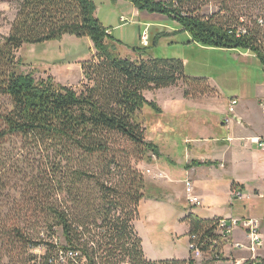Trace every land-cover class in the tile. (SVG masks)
<instances>
[{
    "label": "trees",
    "instance_id": "trees-1",
    "mask_svg": "<svg viewBox=\"0 0 264 264\" xmlns=\"http://www.w3.org/2000/svg\"><path fill=\"white\" fill-rule=\"evenodd\" d=\"M127 1L139 11L177 21L179 29L189 33V41L250 51L264 68V24L259 18L242 26L246 31L238 35L239 25L245 23L225 2L221 13L205 17L198 12L209 0ZM96 9L94 0H23L10 34L0 42V100L9 102L0 109V148L17 137L25 160L36 153L45 162L31 179V193L53 242L42 238L33 245L47 248L44 264H79L82 259L87 264H196L192 256L160 262L145 257L133 220L140 214L141 202L160 189L147 182L134 162H153L149 152L162 156L156 140L147 139L146 134L155 131L156 116L164 117L166 123L178 116L166 118L170 115L157 102L147 100L144 92L183 80L187 86L202 85L205 93L207 78L186 75L182 59L149 56L150 44L141 43L134 57L122 56L121 41L100 21ZM148 28L145 25L141 31L140 41ZM166 34L160 32L153 39L150 35L152 44ZM64 35L89 37L93 43L95 52L82 62L91 84L81 93L52 76L36 79L22 71L21 58L15 53L24 44L38 45ZM191 92L187 89L185 97H191ZM143 113L154 119L144 123L138 118ZM162 118L158 126L176 134L177 129ZM3 161L1 156L0 164ZM199 165L202 162L193 160L187 167ZM218 220L195 213L187 216L188 235L202 251L222 247L216 233ZM58 230L64 244L58 242ZM16 236L25 239L22 233ZM67 251H77L79 256L63 262L61 253Z\"/></svg>",
    "mask_w": 264,
    "mask_h": 264
},
{
    "label": "rangeland",
    "instance_id": "rangeland-1",
    "mask_svg": "<svg viewBox=\"0 0 264 264\" xmlns=\"http://www.w3.org/2000/svg\"><path fill=\"white\" fill-rule=\"evenodd\" d=\"M22 1L0 0V42L10 34ZM94 2L97 17L121 41L119 51L122 56L134 57L135 49L143 47L140 34L145 25H149L148 31L152 39L160 32L168 34L162 35L156 44H152L150 39L148 55L182 59L186 75L205 77L209 85L203 93L202 85L187 86L182 80L175 87L144 92L147 100L157 102L162 109L164 105L167 108L165 111L173 117L178 115L175 119L166 115V118L172 119L169 123L159 116L168 126L177 129L176 134L168 133L162 126H158L161 124L158 116L154 122L155 131L146 134L147 139L156 140L162 156L149 152L153 162H134L144 173L147 182L160 189L141 202L140 214L132 225L135 234L143 239L146 255L150 259H156L150 261L160 262L158 259L186 257L189 254L185 234L190 229L184 234L186 224L183 221H187V216L181 218L190 209L183 205L184 186L181 180L184 175L181 176L180 173L185 174L187 164L193 158L200 156L202 160L198 158L197 161L203 164L197 170L198 181L195 183V187L203 189L205 204L201 205L202 208L199 205L197 208L201 216L214 212L224 216L256 217L264 222V151L246 139L232 144V151L229 153L221 151V146L225 143L222 142L223 138L227 137L229 130L233 133V127L227 129L222 124L227 113L233 124L239 123L236 113L245 111L251 122L250 128L254 132L263 130L264 118L259 100H264V68L258 58L252 52L238 48H217L189 41V33L181 31L177 21L166 15L147 11L138 10L136 13L137 8L130 1ZM223 2L232 9V14L240 16V21L245 23L240 24V27L250 25L254 19L264 18V0H209L198 13L205 17L221 13ZM93 48L89 37L64 35L60 39L38 45L24 44L15 53L21 58L22 71L33 73L36 79L52 76L56 82L81 93L91 84L84 76L82 62L90 59L95 52ZM187 89L192 91L191 97H188L191 99L189 103L184 94ZM233 97H237L239 103L235 113H230L229 102ZM8 104V100L2 98L0 109H6ZM186 111L190 114L194 112L188 122L182 117ZM192 117L195 118L191 119ZM138 118L146 123L148 120L152 121L154 115L143 113L138 114ZM246 123L248 122L244 120L243 124ZM247 133L240 131L238 134ZM183 139H196L189 143L197 145L200 153L191 148L186 149L188 146L185 148ZM238 144L243 148L238 149ZM19 147V139L16 137L0 148L1 156L4 157L0 164V264H44L42 257L46 255L47 248L43 244L33 243H39L42 238L52 243L53 238L43 228L38 216V200H34V193H31V179L37 168L38 171L39 168L41 170L45 162H41L40 154L36 153L29 154L25 160ZM207 161L211 165L205 164ZM232 180L243 183L237 181L231 184ZM230 189L234 195L237 189H241L244 196L232 198L231 202ZM186 202L189 203L187 200ZM68 205L72 203L69 202ZM14 221L20 225H12ZM151 225L156 226L155 231L150 228ZM234 231L237 239L249 243V238L241 228L236 227ZM18 232L25 239L19 236L17 238ZM58 236V242L64 244L61 230H58ZM230 248L231 245L226 250ZM225 260L223 264L229 263L231 259ZM214 261L211 254L198 260L199 264H218Z\"/></svg>",
    "mask_w": 264,
    "mask_h": 264
},
{
    "label": "built area",
    "instance_id": "built-area-1",
    "mask_svg": "<svg viewBox=\"0 0 264 264\" xmlns=\"http://www.w3.org/2000/svg\"><path fill=\"white\" fill-rule=\"evenodd\" d=\"M259 23L264 24V19L259 18ZM246 29L244 27L239 28V33L245 32ZM142 34H148V44H150V34L148 29H146ZM229 112L235 113V107L238 104L237 98H232L229 102ZM247 141H250L251 144L257 145L262 151H264V133L260 136H250L246 138ZM186 192L189 194L188 201L193 203L194 205H200V200L193 196L194 195V187L192 184V180L190 178L185 179ZM235 196L241 198L242 194L240 192H236ZM236 227L241 228L244 233L249 238V243H243V241H235L232 237V234ZM216 233L220 235V239L223 243L221 248H218L217 251H202L199 246L195 243V241L191 240L189 237V252L190 255L196 260V257H202L205 255H212V260L214 263L223 264L225 259V248L231 247L234 250H245L247 252L246 255H242L239 259H231L228 264H264V222L256 217H248V218H234V217H221L217 222ZM219 240L216 242L218 243ZM250 253V254H248ZM79 256L77 251H67L61 253L60 260L65 262L68 258H75ZM232 256V253L230 254ZM79 264H87L84 259L79 262ZM123 264H130L129 262ZM197 264V263H196Z\"/></svg>",
    "mask_w": 264,
    "mask_h": 264
},
{
    "label": "crops",
    "instance_id": "crops-1",
    "mask_svg": "<svg viewBox=\"0 0 264 264\" xmlns=\"http://www.w3.org/2000/svg\"><path fill=\"white\" fill-rule=\"evenodd\" d=\"M135 12L136 13H138V9H135ZM109 32H111V30H109ZM196 77H199V76H196ZM209 80V79H208ZM211 82V81H210ZM212 83V82H211ZM213 84V83H212ZM171 87V86H170ZM172 87H175V86H172ZM167 88V87H166ZM159 90H161V89H159ZM219 91V90H218ZM233 98H237V97H233ZM167 99V98H166ZM238 99V98H237ZM186 100L188 101V103L189 102H191L190 100L191 99H188V98H186ZM194 100H196L197 101V99H194ZM185 103H186V101H185ZM238 103H239V100H238ZM259 103L262 105V113H263V118H264V100L263 99H261V100H259ZM259 104V105H260ZM163 105V104H162ZM168 105V104H167ZM171 105H173V104H171ZM238 105V104H237ZM199 106H201V105H199ZM163 110H164V112L165 113H167L165 110H167V108L163 105ZM235 110H236V107H235ZM195 112H197V111H195ZM194 113V112H193ZM168 114V113H167ZM184 115H182V117L183 116H185L186 117V121L188 122L189 120H190V115H192V114H190L189 112H184L183 113ZM228 114V113H227ZM226 114V116L224 117V119H225V121H224V124L223 125H225L226 126V128L227 129H230L231 127H233V133H231V130H229V134H227V137H224L223 138V141L222 142H224L225 141V143L221 146L222 147V149H221V151L223 152V153H226V152H230V151H232V144H234V143H239V141H241V140H245L247 137H250V136H260V135H262L263 133H264V119H263V130L261 129L259 132H254L253 131V129H251L250 128V124H251V122L249 121V117H248V114L244 111H239V113H236V117L238 118V120L237 121H239V123L238 122H234L233 124H231V122H233L232 121V119L228 116ZM170 116H172L171 114H169ZM228 116V117H227ZM193 118H195V117H192L191 119H193ZM171 119V118H170ZM198 119V118H197ZM244 120H246L248 123H246V125L245 124H243V121ZM201 121V120H200ZM240 131H242V133L243 132H246L247 133V131H249V133H247V134H238ZM246 135V136H245ZM195 140L196 139H185L184 140V145H185V148H186V146H188L186 149H188V148H191V149H193V150H195V151H197L198 153H200V151L198 150L199 149V147L197 146V145H195L193 142H195ZM190 141H193L192 143H189ZM227 142V143H226ZM250 142V141H249ZM250 144H251V142H250ZM180 145V144H179ZM225 145V146H224ZM243 146H245V145H243ZM184 148V149H185ZM237 148L238 149H240V148H243V147H241V145H239L238 144V146H237ZM183 149V150H184ZM199 158V160H202L201 159V157L199 156L198 157ZM198 158H193L192 160H198ZM219 160V159H218ZM217 160V161H218ZM192 162V161H191ZM223 164V163H222ZM222 164H220V165H222ZM203 165V164H202ZM202 165H199V166H192V167H190V168H188L187 170H185L184 172H185V174L182 172V173H180L181 174V176L182 175H184L183 176V178H182V180H181V182H182V184H183V188H184V192H183V198H184V203H183V205H185V208H188V209H190V210H187V213L181 218V219H184L186 216H188L189 214H191V213H195V214H198L199 216H201V214H200V212L198 211V205H194L193 203H191V202H189L188 201V197H189V194L186 192V186H185V179H187V178H190L191 180H192V182L194 183L193 184V187H194V195L193 196H195V197H197L199 200H200V205L199 206H203V204H205V200L203 199V197H202V193H203V189H199V188H197V187H195V183L198 181L197 180V170H198V168L199 167H202ZM224 166H225V164H223ZM240 182V183H243V181H240V180H232V182H231V184H233V182ZM231 184H230V188H231ZM236 191V190H235ZM236 192H240L241 194H242V197L244 196V194H243V191L241 190V189H237V191ZM230 196H231V202H232V198H239V197H237V196H235L234 195V192H232L231 191V189H230ZM186 200L189 202V203H187L186 202ZM202 206H201V208H202ZM192 209V210H191ZM213 214H208V213H206V215H204V216H201V217H203V218H221V217H225V218H229V217H233L232 215L231 216H224L223 214H219V213H214V212H212ZM208 215V216H207ZM234 218H248V217H234ZM258 219H260V218H258ZM261 220V219H260ZM183 221V220H182ZM186 225V230L184 231V234H185V232L187 231V230H189V224H188V222L187 221H183ZM150 228L152 229V230H156V226L155 225H151L150 226ZM185 237L188 239V244H189V235L188 234H185ZM232 237H233V239L235 240V241H241L240 239H237L236 238V233H235V231L233 232V234H232ZM242 242V241H241ZM244 243V242H243ZM144 246V244H143V239H142V247ZM143 251H144V247H143ZM227 251H230L228 254H227ZM224 252H225V257L226 258H228L227 260H230V259H232L233 260V258L234 259H239V257L240 256H242V255H246L247 254V252L245 251V250H242V251H239V250H234L232 247L229 249V250H226V248H225V250H224ZM188 255L185 257H179V256H176V257H172V258H168V259H174V258H177V259H189V257L191 256L190 255V252H189V250H188ZM232 253V256H230V254ZM248 254H250V253H248ZM144 255H145V257L147 258V259H150L147 255H146V253H145V251H144ZM261 255H264V253L263 254H261ZM198 260H200V257H196ZM168 259H158V260H168ZM196 259V263L197 264H199V262H198V260ZM150 260H156V259H150ZM231 261V260H230ZM228 264V263H227Z\"/></svg>",
    "mask_w": 264,
    "mask_h": 264
},
{
    "label": "bare ground",
    "instance_id": "bare-ground-1",
    "mask_svg": "<svg viewBox=\"0 0 264 264\" xmlns=\"http://www.w3.org/2000/svg\"><path fill=\"white\" fill-rule=\"evenodd\" d=\"M141 43L145 46L148 44V34H142L141 35Z\"/></svg>",
    "mask_w": 264,
    "mask_h": 264
}]
</instances>
